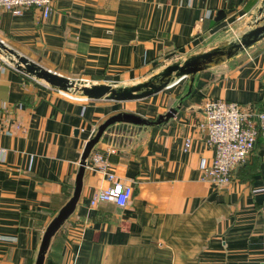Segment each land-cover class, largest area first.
<instances>
[{"label":"crops","instance_id":"0c3cea01","mask_svg":"<svg viewBox=\"0 0 264 264\" xmlns=\"http://www.w3.org/2000/svg\"><path fill=\"white\" fill-rule=\"evenodd\" d=\"M262 1L54 0L48 17L39 8L0 9V39L63 76L129 86L241 35ZM2 66L0 264H35L47 225L73 194L85 144L126 105L148 123H117L93 146L79 200L43 264H264V140L228 184L201 178L214 153L201 127L204 102L235 101L246 114L264 110V37L125 102L67 95L7 60ZM169 108L173 116L156 122ZM96 155L110 163L115 182L132 187L124 207L90 205L96 191L114 183Z\"/></svg>","mask_w":264,"mask_h":264},{"label":"water","instance_id":"95a60500","mask_svg":"<svg viewBox=\"0 0 264 264\" xmlns=\"http://www.w3.org/2000/svg\"><path fill=\"white\" fill-rule=\"evenodd\" d=\"M222 16L223 12L218 11L216 19H219ZM263 37L264 0L261 2V6L257 9V17L252 22L251 27L239 37L229 41L226 45L217 46L208 51L193 54L184 60L173 62L147 80L129 86L107 83L87 84L81 79L63 76L44 68L37 62L19 55L15 50L4 44L1 39L0 54H2L7 62L15 68L30 77L45 81L54 90L78 94L91 100L104 99L108 101L125 102L140 100L156 94L167 88L169 84L175 80L187 75L194 76L197 72H200L213 64H217L225 58H230L235 54L242 52ZM175 112V108H169L167 112L158 116L156 122L167 120L169 117L173 116ZM117 123L142 125L147 124L148 121L132 112H119L110 116L98 126L94 136L87 141L81 154L72 196L60 208L44 231L35 264H43L45 253L49 247L52 236L73 213L76 207L82 189L86 159L93 146L99 141L106 129Z\"/></svg>","mask_w":264,"mask_h":264},{"label":"built area","instance_id":"2783aa9c","mask_svg":"<svg viewBox=\"0 0 264 264\" xmlns=\"http://www.w3.org/2000/svg\"><path fill=\"white\" fill-rule=\"evenodd\" d=\"M53 2L54 0H0V9L20 14L28 8H39L42 15L48 17L52 12ZM3 60L0 58V69L3 68ZM59 92L69 95L67 92ZM203 112L201 127L204 128L206 140L213 147L214 153L211 165L204 169L201 178L215 187H221L231 181L232 170L247 158L257 140H264V110L246 114L235 101L207 99L203 104ZM189 142L186 140L184 146L188 147ZM109 149L114 152V147ZM95 160L102 162L101 170L114 183L106 189L96 191L90 199V205L94 206L105 200L124 207L131 198L132 187L114 181L115 176L109 171L110 163L101 155H96Z\"/></svg>","mask_w":264,"mask_h":264},{"label":"rangeland","instance_id":"374dc122","mask_svg":"<svg viewBox=\"0 0 264 264\" xmlns=\"http://www.w3.org/2000/svg\"><path fill=\"white\" fill-rule=\"evenodd\" d=\"M261 6V5H260ZM257 17V10H256V12H255V14H254V17L252 18V22L254 21V19ZM228 33H230L231 34V31H229ZM240 35H238L237 37H239ZM236 37V38H237ZM231 40H233V39H226V41L224 40V41H222V42H220V44H216V46L215 47H217V46H223V45H226L229 41H231ZM217 42V41H216ZM213 43H215L214 41H212V44ZM228 64L229 65H236L237 64V61H236V59H233V60H231V61H228ZM132 104V103H131ZM136 104V103H135ZM128 106L129 105H126V110H124V111H127V112H130L131 111V109H129L128 108ZM134 108V107H133ZM130 110V111H129ZM136 110V109H135ZM115 125V124H114ZM109 129V128H108ZM108 129H106V131L108 130Z\"/></svg>","mask_w":264,"mask_h":264},{"label":"bare ground","instance_id":"6f19581e","mask_svg":"<svg viewBox=\"0 0 264 264\" xmlns=\"http://www.w3.org/2000/svg\"><path fill=\"white\" fill-rule=\"evenodd\" d=\"M69 94H71V93H69Z\"/></svg>","mask_w":264,"mask_h":264}]
</instances>
